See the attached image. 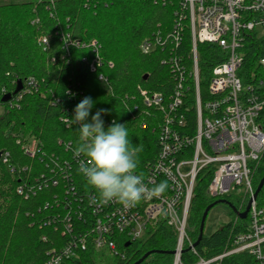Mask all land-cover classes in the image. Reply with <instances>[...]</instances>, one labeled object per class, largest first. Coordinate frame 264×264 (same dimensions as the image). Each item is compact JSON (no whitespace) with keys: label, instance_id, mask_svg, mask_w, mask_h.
Segmentation results:
<instances>
[{"label":"trees","instance_id":"16d2710c","mask_svg":"<svg viewBox=\"0 0 264 264\" xmlns=\"http://www.w3.org/2000/svg\"><path fill=\"white\" fill-rule=\"evenodd\" d=\"M185 4L186 0H55L54 4L48 0H0V264H47L53 253L83 239L87 249L77 248V257L65 264H135L149 252L155 253L141 264H173L177 234L164 221L135 242L119 235L117 254L91 245L87 234L93 230L95 216L90 201L97 194L79 172L85 158L74 154L79 126L68 127L63 120H70L82 99L91 97L93 107L87 122L104 109L105 130L113 121L125 124L131 145L143 148L137 173L146 174L162 150L164 113L147 106L141 90L149 96L160 94L168 102L177 87L170 59H179L189 71L192 41L188 20L181 22L182 33L175 30L187 13ZM177 33L180 43L175 41ZM156 37L162 38L163 46L143 53V43ZM43 38L48 39L49 47L42 45ZM246 48L239 75L264 100V68L259 67L264 42L253 35ZM198 51L206 94L212 69L226 58L215 44H199ZM30 78L38 84L26 89ZM19 81L22 90L15 94ZM7 95L11 98L4 102ZM186 102L190 108L185 114L186 127L193 134L197 127L195 100ZM256 124L264 130V108ZM33 139L39 152L32 158L26 148ZM213 174L207 168L197 179L189 217L195 243L204 212L220 200L208 194ZM262 179L264 159L254 170L256 190ZM223 199L242 212L249 202L235 195ZM257 205L264 209V186ZM233 215L232 222L210 237L204 236L197 256L187 252L183 262L211 259L231 249L234 236L246 232L250 221L249 215L245 220ZM223 264H254V260L241 253L225 258Z\"/></svg>","mask_w":264,"mask_h":264},{"label":"built area","instance_id":"2783aa9c","mask_svg":"<svg viewBox=\"0 0 264 264\" xmlns=\"http://www.w3.org/2000/svg\"><path fill=\"white\" fill-rule=\"evenodd\" d=\"M185 7L187 13L180 17L175 30L182 33L184 25L181 22L188 20L192 41L189 71L181 66L179 59H170L177 73V87L168 102L160 94L149 96L141 90L146 105L164 113L160 129L162 150L157 161L148 166L144 182L149 188L162 181L167 182L168 187L161 196L142 199L129 209L115 202L92 203L95 224L87 238L96 249L117 254L119 235L135 242L143 239L150 227L164 221L177 234L173 264H223L225 258L241 253L252 256L254 264H264V209L253 199L256 192L254 170L264 159V130L256 124L264 100L253 86H246L239 75L246 46L253 35L264 42V0H186ZM154 41L143 43V53L163 46L161 37ZM175 41L181 42L178 33ZM40 42L49 47L47 38ZM199 44L217 45L226 58L212 69L206 94L201 86ZM259 67L264 68V57ZM101 80L106 82L104 77ZM37 84L30 78L25 88ZM189 98L195 100L197 114L193 134L186 127ZM63 121L68 127L74 126L69 119ZM38 152V142L33 139L26 154L33 158ZM207 168L214 171L208 187L210 197L223 199L235 195L243 202L247 198L249 202L252 200L250 221L246 232L234 236L231 249L211 259L197 257L194 263H184L182 258L187 252L191 256L198 254L191 238L189 217L198 176ZM67 222L71 230V220ZM87 245L86 239L73 242L61 253H53L47 264H65L77 257V248L86 250ZM121 257L125 258L122 254Z\"/></svg>","mask_w":264,"mask_h":264},{"label":"clouds","instance_id":"9594fccd","mask_svg":"<svg viewBox=\"0 0 264 264\" xmlns=\"http://www.w3.org/2000/svg\"><path fill=\"white\" fill-rule=\"evenodd\" d=\"M92 107V98H83L70 119L79 126V142L74 154L85 158L80 161L79 172L97 194L90 203L115 202L129 209L142 199L161 196L168 187L167 182L149 188L143 174L137 173L138 154L143 148L131 145L125 124L113 121L105 130L101 119L107 114L104 109L98 110L91 122H87Z\"/></svg>","mask_w":264,"mask_h":264},{"label":"water","instance_id":"95a60500","mask_svg":"<svg viewBox=\"0 0 264 264\" xmlns=\"http://www.w3.org/2000/svg\"><path fill=\"white\" fill-rule=\"evenodd\" d=\"M21 90H22V82L19 81V82H18V87H17V90H16L15 94H17V93H18L19 91H21ZM10 98H11V95H7V96L3 99V101H4V102H7V101L10 100ZM263 186H264V179H262L260 185L258 186V188H257V190H256V192H255V194H254V197H253L254 200H257V198H258V196H259V194H260V192H261ZM220 204H225V205L229 206V207L231 208L232 212H233L235 215H237L240 219L245 220V219H247V217H248V215H249V212H250V209H251L252 200L249 202V204H248L247 209H246L245 212H239V211L236 209L235 206H233L230 202H228V201L225 200V199L217 200L215 203L211 204V205L206 209V211L204 212V215H203V218H202V222H201V227H200V236H199L198 241L194 244V247H195V248L198 247V246L200 245L201 241H202L203 238H204L205 224H206V220H207V217H208L210 211H211L214 207H216L217 205H220ZM153 253H155V252H149V253H147L146 255H144V257H143L142 259H140V260H139L137 263H135V264H141V263H143V262H144L149 256H151ZM174 254H175V251L172 252V255H174Z\"/></svg>","mask_w":264,"mask_h":264},{"label":"rangeland","instance_id":"374dc122","mask_svg":"<svg viewBox=\"0 0 264 264\" xmlns=\"http://www.w3.org/2000/svg\"><path fill=\"white\" fill-rule=\"evenodd\" d=\"M260 32L262 30H259ZM234 220V215L229 206L225 204H220L214 207L206 220L204 236L210 237L219 229L223 228L228 223Z\"/></svg>","mask_w":264,"mask_h":264}]
</instances>
